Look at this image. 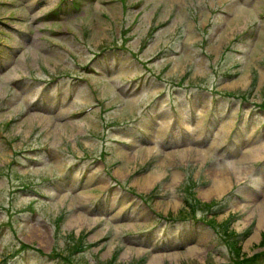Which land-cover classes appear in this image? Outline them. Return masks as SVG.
Segmentation results:
<instances>
[{
    "label": "rangeland",
    "instance_id": "374dc122",
    "mask_svg": "<svg viewBox=\"0 0 264 264\" xmlns=\"http://www.w3.org/2000/svg\"><path fill=\"white\" fill-rule=\"evenodd\" d=\"M56 2L0 0L1 19L15 14L12 22L24 28L19 39L0 27L1 35L8 34L16 46L6 55L13 52L9 66L0 68V127L10 123V142L0 139V226L9 225L0 233V264H22L23 245L30 248L32 264H52L47 256L56 252L63 264H264V245L259 244L264 232V163L256 165L260 158L251 156L242 161L252 148L264 149V132L258 127L264 111L243 118V132L235 136L229 155L219 150L234 121L241 119L239 97L247 100L246 107L264 102V0H145L138 10L131 6L139 0H79L78 9L53 13ZM65 30L70 34H54ZM122 37L133 38L128 45L141 60L160 48L171 51L150 64V85L139 92L128 86L129 79L146 68L122 54L110 72L92 76L95 94L80 85L73 100L64 98L62 107L54 108L49 94L57 85L69 90L70 73L81 71L76 60H91L93 52L111 59L109 48L122 44ZM53 41L62 42L66 50L52 46ZM31 66L36 75L50 80L62 75L48 88L40 111L31 105L44 82L28 79L16 88L9 85ZM185 85L195 92L192 103L184 99ZM212 88L222 91V108L206 133L203 121L212 107ZM154 96L162 99L158 111L153 110ZM96 98L113 108L99 106L69 117ZM226 106L231 107L228 114ZM177 113L187 126L186 136L168 142L166 130L173 132ZM130 119L133 123L127 124ZM47 140L54 147L52 156L35 152V161L27 166L13 163L15 150L25 152ZM80 157L92 168L83 185L80 174L66 176L68 162ZM225 168L229 178L224 188L210 193ZM59 174L66 181L55 180ZM145 176L154 180L142 186ZM28 185L39 191L24 189ZM110 186L114 194L105 208L100 197ZM195 216L210 224L201 221L195 232ZM76 218L80 223L75 224Z\"/></svg>",
    "mask_w": 264,
    "mask_h": 264
},
{
    "label": "bare ground",
    "instance_id": "6f19581e",
    "mask_svg": "<svg viewBox=\"0 0 264 264\" xmlns=\"http://www.w3.org/2000/svg\"><path fill=\"white\" fill-rule=\"evenodd\" d=\"M262 150L264 151V149H262L261 146L252 148L251 150L245 152V154L242 155V161H245L246 159H248L249 156H251V158H254V159L255 158L259 159L260 157H262V155H261L263 153ZM234 166H235V164H234ZM231 167L233 168L232 165H231ZM228 170H226V168L223 169V172L220 173V177L215 179L213 190H210V193L214 194L215 192H220V190H222L224 188V185L227 182V179L229 178L228 176H226V172H228ZM153 178L154 177H152V176L143 177V183L141 182L140 185H142V186L143 185H149L150 181L154 180ZM74 222H75V224L80 223V218L74 219ZM196 248H198V247H195L194 249H196Z\"/></svg>",
    "mask_w": 264,
    "mask_h": 264
},
{
    "label": "trees",
    "instance_id": "16d2710c",
    "mask_svg": "<svg viewBox=\"0 0 264 264\" xmlns=\"http://www.w3.org/2000/svg\"><path fill=\"white\" fill-rule=\"evenodd\" d=\"M204 205H206V206H210L211 205V202L210 203H207V202H205V203H203ZM189 206H191V208H190V210H192V214L196 211V209L193 207V205L190 203V205ZM193 207V208H192ZM212 221H215V220H213L212 219ZM234 242V245H235V248H236V252L238 251V249H239V245H237V239H235V240H233ZM259 244L260 245H264V232L262 233V237H261V239H260V241H259ZM80 245V242H78V246ZM77 246V243L75 244V247ZM77 246V247H78Z\"/></svg>",
    "mask_w": 264,
    "mask_h": 264
}]
</instances>
